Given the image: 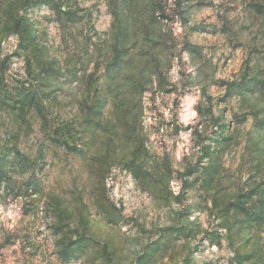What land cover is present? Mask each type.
<instances>
[{"label": "rangeland", "instance_id": "374dc122", "mask_svg": "<svg viewBox=\"0 0 264 264\" xmlns=\"http://www.w3.org/2000/svg\"><path fill=\"white\" fill-rule=\"evenodd\" d=\"M264 0H0V264H264Z\"/></svg>", "mask_w": 264, "mask_h": 264}, {"label": "trees", "instance_id": "16d2710c", "mask_svg": "<svg viewBox=\"0 0 264 264\" xmlns=\"http://www.w3.org/2000/svg\"><path fill=\"white\" fill-rule=\"evenodd\" d=\"M258 10L262 11V13H264V7H259L257 6Z\"/></svg>", "mask_w": 264, "mask_h": 264}]
</instances>
